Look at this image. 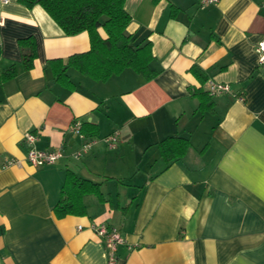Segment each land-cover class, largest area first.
<instances>
[{"label": "crops", "instance_id": "crops-1", "mask_svg": "<svg viewBox=\"0 0 264 264\" xmlns=\"http://www.w3.org/2000/svg\"><path fill=\"white\" fill-rule=\"evenodd\" d=\"M124 9L125 32L150 43L154 77L126 68L97 81L68 67L69 89L50 61L87 51L88 33L67 35L41 6L0 0V264H105L92 223L125 238L116 264H264V68L255 50L264 0H125ZM28 42L35 56L25 69ZM193 66L230 92L210 96ZM74 120L96 128L85 149ZM28 131L38 149L63 157L28 164ZM114 132L108 148L102 138ZM173 135L189 146L167 163L158 142ZM68 170L99 183L100 194L82 195L83 213L58 217Z\"/></svg>", "mask_w": 264, "mask_h": 264}, {"label": "trees", "instance_id": "trees-1", "mask_svg": "<svg viewBox=\"0 0 264 264\" xmlns=\"http://www.w3.org/2000/svg\"><path fill=\"white\" fill-rule=\"evenodd\" d=\"M21 4L31 8L41 6L67 35H74L86 31L89 36L90 47L87 51L74 53L65 59L50 61L53 79L74 88L66 70L72 67L81 74L97 81H105L112 75L120 74L130 68L145 79H151L156 70L150 66L152 53L149 41L141 45L134 42L135 37L126 33L125 28L131 20L124 9L125 0H18ZM156 1V0H154ZM101 27L106 37H101L98 28ZM22 51V61L25 69L32 66L35 56L33 42H28ZM192 73L204 83L207 74L204 70L193 66ZM11 72H2V76H10ZM200 107L209 105V96L198 92ZM81 132L84 137L96 134L95 126L82 124ZM189 146L187 138L168 136L158 142L161 155L167 163L184 155ZM85 193L99 192V183L82 178L71 171L65 173L64 182L60 189V198L54 205L56 216L79 214L84 212L81 198Z\"/></svg>", "mask_w": 264, "mask_h": 264}, {"label": "built area", "instance_id": "built-area-1", "mask_svg": "<svg viewBox=\"0 0 264 264\" xmlns=\"http://www.w3.org/2000/svg\"><path fill=\"white\" fill-rule=\"evenodd\" d=\"M2 2H7L8 0H1ZM200 6H206L214 4L217 0H197ZM257 53V65L259 68H264V38H262L255 48ZM206 92L210 95H218L222 93L230 92L229 85L227 83L217 82L212 79L206 81ZM242 100V97H238ZM82 123L79 120L72 121L70 125V130L80 137L83 138L84 144L83 149L91 145L92 141H86L83 133L81 132ZM37 139L36 134L33 132H26L22 141L27 146L25 159L26 162L32 166H43L54 164L63 157V151L61 148L56 149H38L35 146V141ZM103 142L108 148H114L117 145L118 137L117 132L106 135L102 138ZM80 152L75 154V157L79 155ZM91 228L96 235L97 239L103 244L105 251V264H116L117 261V250L118 247L125 244V238L122 236L117 228L108 226L104 223H92Z\"/></svg>", "mask_w": 264, "mask_h": 264}]
</instances>
